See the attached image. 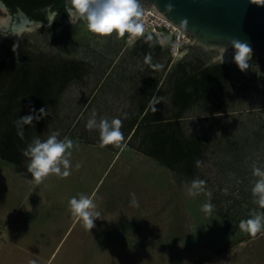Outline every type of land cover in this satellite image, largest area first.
<instances>
[{
    "label": "rangeland",
    "instance_id": "374dc122",
    "mask_svg": "<svg viewBox=\"0 0 264 264\" xmlns=\"http://www.w3.org/2000/svg\"><path fill=\"white\" fill-rule=\"evenodd\" d=\"M8 17L1 8V27ZM13 21L4 33L0 27V62L28 51L84 60L89 73L63 92L31 141L53 132L60 140H73L68 177L52 174L37 185L27 171L29 158L24 169L0 158V264H264V232L253 238L239 228L252 210L259 212L251 189L252 166L264 168L263 55L253 51L249 69L242 72L232 60L234 51L198 43L171 62L170 67L190 60L212 65L223 50L224 64L232 70L234 87L226 94L225 111H215L223 114V123L212 121L200 107L182 118L186 133L206 136L209 147L194 178L206 181V192L189 196L194 179L178 178L138 150L136 142L126 145L125 119L136 107L135 94L145 89L138 73L145 60L136 67L122 60L135 42L123 48L115 33L87 32L76 18L70 24L80 26L79 36L61 41L63 28L53 23L21 27L15 35ZM165 105L171 109L168 96ZM93 114L97 122L122 121L120 147H100L99 130L86 128ZM77 163L82 167L77 169ZM132 193L138 206L132 204ZM80 194L92 198L100 213L91 231L70 211L69 200ZM209 202L211 215L201 210Z\"/></svg>",
    "mask_w": 264,
    "mask_h": 264
},
{
    "label": "trees",
    "instance_id": "16d2710c",
    "mask_svg": "<svg viewBox=\"0 0 264 264\" xmlns=\"http://www.w3.org/2000/svg\"><path fill=\"white\" fill-rule=\"evenodd\" d=\"M3 1L11 12L20 7L26 14L16 15L15 21L18 16L43 19L35 11L36 0ZM57 10L53 25L63 28L59 40L78 37L80 26L64 25L67 14L61 7ZM126 37L127 34L121 38L123 48L128 44ZM122 57L131 67L145 60L138 68L145 89L135 94L136 107L130 111L123 126L129 136L126 145L136 142L138 150L170 168L178 178L194 179L200 168L196 161H202L203 165L207 157L208 140L206 136L187 134L182 118L191 109L200 107L212 121L222 122L223 114H215V111H225L226 94L233 90L231 67L224 63L196 64L192 60L179 61L170 67L169 46H163L154 34L141 36L134 45L126 47ZM88 73L89 66L84 60L49 58L28 51H22L18 59L1 61L0 158L24 169L28 157L23 152L45 121L47 112L59 104L71 83L83 81ZM165 96H168L171 109L165 108ZM41 108L43 112H40ZM27 115L33 116V122L18 127L20 117ZM258 209L264 213V209L259 206Z\"/></svg>",
    "mask_w": 264,
    "mask_h": 264
},
{
    "label": "clouds",
    "instance_id": "9594fccd",
    "mask_svg": "<svg viewBox=\"0 0 264 264\" xmlns=\"http://www.w3.org/2000/svg\"><path fill=\"white\" fill-rule=\"evenodd\" d=\"M169 11L172 10L171 4L166 5ZM67 13L71 22L73 18L83 21L87 29L101 36H110L113 33L118 38L129 36V44L134 42V38L144 33V24L142 17L144 15L143 6L140 0H69ZM231 45L234 49L232 60L238 66L240 71L245 72L249 69V61L253 57V48L245 41L233 39ZM16 45L13 51H16ZM220 64L225 62V53L215 58ZM44 109L41 108L40 112ZM33 116L27 115L20 117L17 122L18 127L25 124H31ZM122 121L119 118L108 120L101 118L97 122L95 114L88 120L86 128L88 130L98 129L100 133V147L113 145L120 147L124 140L121 131ZM22 135V132L20 133ZM59 133L53 132L47 139L41 140L35 138L33 142L24 150L23 155L29 158L27 171L31 174L35 184L39 185L52 174L60 178H66L71 174V149L74 147L73 140L65 137L63 140L58 139ZM202 161L197 160L196 166L201 167ZM82 167L80 163L76 164V168ZM252 175L256 179L253 181L251 189L253 195V203L259 208L264 209V168L252 166ZM206 181L199 178L192 180L191 185L187 188L189 196H196L206 192ZM211 197V192H207ZM132 204L138 206L135 193L131 194ZM69 207L74 217H79L83 222L86 230L91 231L95 227L94 221L100 218V213L94 211L95 204L93 199L80 194L79 198L72 197L69 200ZM213 205L205 203L201 210L207 215H211ZM241 231L255 238L258 233L264 232V213L257 212L255 209L249 214V218L241 220L239 223ZM30 264H37L35 260Z\"/></svg>",
    "mask_w": 264,
    "mask_h": 264
},
{
    "label": "water",
    "instance_id": "95a60500",
    "mask_svg": "<svg viewBox=\"0 0 264 264\" xmlns=\"http://www.w3.org/2000/svg\"><path fill=\"white\" fill-rule=\"evenodd\" d=\"M143 8L155 6L178 27L193 36L197 42L213 49L234 51L231 41L239 39L251 45L253 51L264 56V0H140ZM4 10L6 6L0 3ZM171 4L169 11L166 5ZM19 14H25L21 11ZM26 15V14H25ZM12 16L9 15L11 25ZM52 15L49 20H52ZM25 28L45 25L25 17ZM13 30L18 35V27ZM22 27V28H21ZM10 28V27H9ZM4 33L5 30L1 29ZM7 30V29H6ZM227 57V54L225 53Z\"/></svg>",
    "mask_w": 264,
    "mask_h": 264
},
{
    "label": "built area",
    "instance_id": "2783aa9c",
    "mask_svg": "<svg viewBox=\"0 0 264 264\" xmlns=\"http://www.w3.org/2000/svg\"><path fill=\"white\" fill-rule=\"evenodd\" d=\"M143 11L142 22L144 24V33L141 36L144 34L156 35L162 45L169 46L172 62L177 60L186 48L198 44L193 36L178 27L155 6L152 5L148 9L143 8ZM141 36L134 38V42ZM126 42L129 44L128 35Z\"/></svg>",
    "mask_w": 264,
    "mask_h": 264
},
{
    "label": "flooded vegetation",
    "instance_id": "af4514ba",
    "mask_svg": "<svg viewBox=\"0 0 264 264\" xmlns=\"http://www.w3.org/2000/svg\"><path fill=\"white\" fill-rule=\"evenodd\" d=\"M36 1L38 3H37V7H36L35 11L37 13H39L40 15H42V17H43V19L40 20V21H44L46 23H53L54 24L56 15L58 13L57 9H58V7H61L63 12L65 11V13L67 14L66 18L64 20V25H71L70 24V18H69V15L67 13V9H68V6H69V0H36ZM0 3L4 4L6 6V4H5V2L3 0H0ZM0 6L4 10V8H3V6L1 4H0ZM6 8H7L8 12H9V15L10 14L13 15L12 18H14L16 15H18L21 11H23L22 8H20V7H17L14 12H11L7 6H6ZM50 15H52V17H53L51 21L49 20V16ZM28 17L30 19H32V20H36V19H33L30 16H28ZM22 19H23L22 17L18 16L16 21H15V26H18V27L26 26L25 22H24L25 19L24 20H22ZM7 21H8V19H7ZM36 21H38V20H36ZM6 27H7V24H6ZM254 53L260 54L257 51H254Z\"/></svg>",
    "mask_w": 264,
    "mask_h": 264
},
{
    "label": "bare ground",
    "instance_id": "6f19581e",
    "mask_svg": "<svg viewBox=\"0 0 264 264\" xmlns=\"http://www.w3.org/2000/svg\"><path fill=\"white\" fill-rule=\"evenodd\" d=\"M0 11H1V6H0ZM4 19L6 18V17H3ZM17 19V18H16ZM24 20V19H23ZM0 22H3V20L0 18ZM24 23V22H23ZM6 24H7V27L8 26H10V21H9V17H8V21L6 22ZM14 25H15V23H14ZM1 27V26H0ZM7 27H1V29H6Z\"/></svg>",
    "mask_w": 264,
    "mask_h": 264
}]
</instances>
